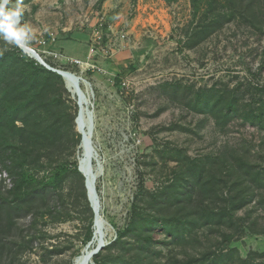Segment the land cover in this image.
<instances>
[{
  "label": "rangeland",
  "instance_id": "obj_1",
  "mask_svg": "<svg viewBox=\"0 0 264 264\" xmlns=\"http://www.w3.org/2000/svg\"><path fill=\"white\" fill-rule=\"evenodd\" d=\"M20 24L30 34L17 40L92 95L106 243L92 264H264V0H23ZM0 53L15 74L30 63L46 69L2 37ZM58 76L62 86L50 81L26 114L39 120L45 161L26 167L38 178L33 207L0 212L21 264H72L94 232L77 169L39 182L79 154L74 91L85 89ZM229 100L236 106L224 117L220 103ZM220 179L242 197L223 229L235 232L230 243L216 215L188 216L189 196L204 200L203 211L231 206L221 202ZM0 185L12 187L1 171Z\"/></svg>",
  "mask_w": 264,
  "mask_h": 264
},
{
  "label": "trees",
  "instance_id": "obj_2",
  "mask_svg": "<svg viewBox=\"0 0 264 264\" xmlns=\"http://www.w3.org/2000/svg\"><path fill=\"white\" fill-rule=\"evenodd\" d=\"M192 1L194 3L196 0ZM7 59L8 53L0 55V171L7 174L12 182V187L7 192H2L0 185V212L4 208L13 211V213H17L25 207V209L33 207L32 203L34 200L31 199L32 189L31 191L29 189L32 187V184L38 182V178L26 167H32L36 163L38 167H43V164H45V161L44 163L40 162V150L36 146L41 139L39 120L35 118L36 116L30 117L31 119H29L26 117V114L28 115L29 112L32 113V111L36 110L37 107L35 105L41 95L44 96V99L45 96L49 95L46 93V90L50 87V81L57 82L60 86H62V81L55 73L35 66L34 63H30L29 67L15 74L11 67H9L10 65H4ZM21 59L25 62L27 61L24 56ZM53 100L58 102V99ZM47 103L53 105L51 102ZM220 105L219 108L223 111L224 117L234 111L236 106L235 100L223 101ZM241 116L244 120H251L256 117L253 110ZM33 157L35 158L34 160ZM71 169L77 172L76 164L59 166L54 169L49 181L45 183L44 179H41L39 182L43 183V187L45 188L51 181L60 180L62 175L67 174ZM79 174L77 175L80 176ZM220 180L223 188L228 190L227 193L225 191L221 192V202L222 204L228 202L231 206L224 208L222 205L218 207V211L215 213L209 209L203 211L200 208L203 206L204 200L200 197L193 198L189 196L187 202L189 206L188 216L192 222V220L199 217L210 221L216 215L218 222L217 233H222L223 242L230 243L234 238L235 232L229 233V230L226 231V234L223 229L228 221H236V218L233 217L234 208L242 201V197L239 198L237 194L234 195L232 179ZM204 190L206 189L201 188L197 191V194ZM83 196L87 198L86 190ZM207 207L209 206L207 205ZM233 224L231 222L230 226ZM4 230V226L0 223V264H21L17 260L19 246L16 243H7L4 240ZM5 251L7 259L2 262L1 256ZM219 256L223 257L222 254ZM241 261L244 264L249 263L248 260Z\"/></svg>",
  "mask_w": 264,
  "mask_h": 264
},
{
  "label": "bare ground",
  "instance_id": "obj_3",
  "mask_svg": "<svg viewBox=\"0 0 264 264\" xmlns=\"http://www.w3.org/2000/svg\"><path fill=\"white\" fill-rule=\"evenodd\" d=\"M19 48L23 53L40 64V60H38L36 55H34L32 52L34 51L33 49L25 44H19ZM35 53L37 54L36 51ZM38 56L44 62L41 56ZM70 75L71 74L64 75L63 79L67 82L68 86H70L71 89L76 85L79 86V84H83L85 89L80 92H77V90L74 91L77 103L75 127L77 133L81 138L79 144V154L76 157V168L77 171L80 170V172H78L83 177L84 187L86 186L85 190H87L86 192H89L91 203L96 209V198L92 194V189L94 188L97 195L98 211L100 215V204L99 197L96 191V183L97 180L103 175V167L102 163H100L96 158L91 147L95 129L92 95L88 90L89 86L87 82L83 81L82 79L77 80L75 78V75ZM99 226L100 219L96 218L94 232L91 239L83 246L79 254H77L73 258L72 264H92L94 257L101 253V251L106 247L105 236L100 232ZM102 244H104L103 247H101ZM98 248H100L99 251L95 253Z\"/></svg>",
  "mask_w": 264,
  "mask_h": 264
},
{
  "label": "clouds",
  "instance_id": "obj_4",
  "mask_svg": "<svg viewBox=\"0 0 264 264\" xmlns=\"http://www.w3.org/2000/svg\"><path fill=\"white\" fill-rule=\"evenodd\" d=\"M22 15L23 0H0V37L17 47V33L30 34V30L20 24Z\"/></svg>",
  "mask_w": 264,
  "mask_h": 264
},
{
  "label": "water",
  "instance_id": "obj_5",
  "mask_svg": "<svg viewBox=\"0 0 264 264\" xmlns=\"http://www.w3.org/2000/svg\"><path fill=\"white\" fill-rule=\"evenodd\" d=\"M17 40V39H16ZM17 44L19 45V44H21V45H23V43L22 42H20L19 40H17ZM19 47V46H18ZM32 51V50H31ZM33 52V54L34 55H36V57L38 58V60H40V64L43 66V67H45L46 69H48L49 71H51V72H53V73H56V74H58V75H61L60 73H58V71H56V70H54L53 68H51V67H49L47 64H45V62H43L41 59H40V57L38 56V54H36L35 53V51H32ZM79 172H80V170H78ZM86 187V186H85ZM87 191V190H86ZM92 194H93V196L96 198V209H95V207L92 205V203H91V200H90V196H89V192H86V195H87V200H88V202H89V204H90V207H91V209H92V212H93V217H94V225H95V221H96V218H99V219H101L100 218V215H99V211H98V201H97V195H96V192H95V190H94V188L92 189ZM104 246V244H102L101 245V247H103ZM100 247V248H101ZM100 248H98V250H96L95 251V253L97 252V251H99V249Z\"/></svg>",
  "mask_w": 264,
  "mask_h": 264
},
{
  "label": "built area",
  "instance_id": "obj_6",
  "mask_svg": "<svg viewBox=\"0 0 264 264\" xmlns=\"http://www.w3.org/2000/svg\"><path fill=\"white\" fill-rule=\"evenodd\" d=\"M74 64H76L77 66H81V65H88V64H83V63H81L80 61H74ZM86 69H87V67H86ZM92 70H94L93 68H91ZM55 70V69H54ZM57 71V70H56ZM58 73H60L61 75V77L63 78L64 77V75H66V74H69V73H66V72H63V71H58ZM70 76H72V75H70Z\"/></svg>",
  "mask_w": 264,
  "mask_h": 264
}]
</instances>
